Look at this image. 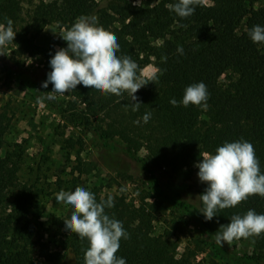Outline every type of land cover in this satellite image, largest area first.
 <instances>
[{"label":"trees","instance_id":"1","mask_svg":"<svg viewBox=\"0 0 264 264\" xmlns=\"http://www.w3.org/2000/svg\"><path fill=\"white\" fill-rule=\"evenodd\" d=\"M19 1L0 0V23L6 24V19L13 21L16 35L12 45L16 50L37 56L49 65L56 49L38 45L36 33L51 24L65 30L78 17L95 15L99 26L117 36L120 45L117 54L130 56L139 65V72L148 60L164 70L155 84L149 83L134 94L141 103L138 111L127 106L131 102L126 92L118 97L77 85L70 95L84 107L81 119H93L92 132L102 147L124 154L147 175L154 203L166 202L198 223L201 237L210 243L215 259L229 264H264V233L252 237L256 251L251 254L236 253L230 244L220 247L215 242L216 231L221 224L230 223L231 216L244 215L250 209L264 214V197L250 196L206 221L199 213L203 208L199 195L206 184L195 188L194 201L171 195L159 184L160 177L167 172L173 179H180L195 152L214 155L225 142L241 139L254 146L264 172V43H253L247 34L255 25L264 27L261 0H200L194 14L183 19L166 7L176 0H144L139 6L128 0H39L32 4L25 21L19 16ZM178 46L183 47V55L177 53ZM161 57H167L166 62H161ZM16 77L34 98L40 95L42 82L47 79L46 75L36 80L26 71H18ZM198 82L207 86V110L179 104L185 88ZM173 98L178 106L170 103ZM147 112H151V119L144 123L142 117ZM7 125L2 114L0 207L5 193L10 191L12 212L0 217V264H43L41 259L49 260L50 252L41 247L37 250L30 231L20 226L9 236L11 224L25 219L22 203L27 201L30 190L16 180L17 162L7 150L2 153ZM141 149L145 150L143 156L139 155ZM89 191L97 201L107 196H101L96 189ZM113 197L114 207L105 211L121 221L129 234L128 239H121L116 253L126 264H201L189 251L176 257V244L153 234L149 208L134 207ZM62 237L65 248L74 255L75 264H84L87 240L70 231Z\"/></svg>","mask_w":264,"mask_h":264},{"label":"rangeland","instance_id":"2","mask_svg":"<svg viewBox=\"0 0 264 264\" xmlns=\"http://www.w3.org/2000/svg\"><path fill=\"white\" fill-rule=\"evenodd\" d=\"M38 1L18 2L22 20L27 19L32 4ZM128 1L135 4V0ZM260 4H264V0ZM64 31L57 25H47L36 33L35 42L48 49L64 48L66 42L59 36ZM0 51L3 53L0 55V116L4 114L8 124L2 153L7 150L17 162L16 180L30 190L27 201L22 203L26 209L25 219L11 224L9 236L15 228L23 226L33 234L37 250L41 247L50 252L49 260L41 259L43 264H75L74 255L65 248L62 237L67 232L63 220L70 218L72 209L58 203L55 197L61 190L74 191L81 186L87 190L96 189L101 196L119 197L134 207L149 208L153 217V234L174 242L176 257L189 251L201 264H229L212 256L210 243L202 239L198 223L189 214L166 202L154 203L147 175L136 163L120 152L102 147L98 136L92 132L95 127L93 119H81L85 114L84 107L70 92L57 95L55 100L38 102V97L45 95L42 92L51 91L52 85L49 83L47 89L40 87V95L34 98L16 77L18 71H26L40 80L51 71L48 63L16 50L12 43ZM153 68L152 60H148L140 73H149ZM116 143L120 145V142ZM204 153L192 154L180 179H173L168 172L163 174L159 179L160 186L171 195L178 194L194 201L195 188L205 184L199 181L198 168L195 167ZM139 155H145V150L141 149ZM9 195L10 191H7L0 207V217L12 212ZM230 246L241 254L256 251L252 237L234 240Z\"/></svg>","mask_w":264,"mask_h":264},{"label":"clouds","instance_id":"3","mask_svg":"<svg viewBox=\"0 0 264 264\" xmlns=\"http://www.w3.org/2000/svg\"><path fill=\"white\" fill-rule=\"evenodd\" d=\"M142 0H135L139 6ZM200 0H176L166 7L180 18L194 14L195 6ZM183 26V25H182ZM253 43H264V27L253 26L248 30ZM16 32L13 21L6 19L0 23V50L8 43H13ZM66 43V48H58L49 60L51 71L41 87L51 91L42 92L38 102L55 100L57 95L74 91L77 85L99 90L103 94L122 96L127 93L132 111H138L141 103L134 95L149 83L155 84L162 69L154 67L151 72L141 74L139 65L128 55H118L120 45L117 36L98 25L95 15H82L70 28L59 35ZM177 53L183 55V47H177ZM0 55H3L0 51ZM167 57H161L166 62ZM31 63V62H30ZM209 93L203 82L193 83L184 90L179 104H190L207 110ZM178 106L176 99L170 100ZM151 112L143 115L147 123ZM134 123L139 124L140 121ZM198 179L207 187L199 195L203 208L200 210L206 221H210L223 209L235 207L250 196L264 197V172H261L254 146L245 140L225 142L215 150V154L204 153L200 156ZM56 201L71 206V216L63 220L65 231L72 232L82 240L86 239L88 247L84 251V264H126V260L116 253L121 239H128L129 234L122 222L106 214V209L114 207V197L107 195L97 201L96 196L84 187L77 186L74 191L61 190L56 194ZM230 223L221 224L216 231L215 242L222 247L241 238L259 237L264 233V214L248 210L244 215H233Z\"/></svg>","mask_w":264,"mask_h":264}]
</instances>
